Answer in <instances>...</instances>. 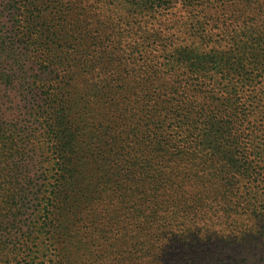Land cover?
Returning <instances> with one entry per match:
<instances>
[{"label":"trees","instance_id":"trees-1","mask_svg":"<svg viewBox=\"0 0 264 264\" xmlns=\"http://www.w3.org/2000/svg\"><path fill=\"white\" fill-rule=\"evenodd\" d=\"M176 1L0 0V264H177L255 212L264 38L238 26L221 54L141 21ZM29 196L33 250L6 235Z\"/></svg>","mask_w":264,"mask_h":264},{"label":"rangeland","instance_id":"rangeland-1","mask_svg":"<svg viewBox=\"0 0 264 264\" xmlns=\"http://www.w3.org/2000/svg\"><path fill=\"white\" fill-rule=\"evenodd\" d=\"M205 1H176L161 8H146L141 13V21L145 25L172 27L168 32L174 35V38L183 42H185L183 37L187 36L186 32L193 34L192 29H199L198 34H193L195 39L186 42L187 45L193 44L198 38H206L210 40L208 49H217L218 53L221 54L227 51V44L231 39V35H233L232 30H235L238 26H248L250 31L255 30L253 32L255 35L258 34V36L264 38V10L260 13L254 12L253 15H247V23L249 24L242 25L241 21L236 20L235 12L227 11L213 0H207V3ZM115 7L116 4L112 5L110 9H115ZM232 8L230 7L231 10ZM213 27H217V29H213ZM253 186L255 187V185ZM37 199H32L29 196L25 203L31 202L33 204H27L26 206L16 203L11 205L12 207L14 205L20 207L18 210L17 208L11 210L16 212V217H21L20 230L17 235L13 231L10 235L5 233L8 237L12 236L10 240L17 239L15 243L18 246H26L27 244L31 250L34 248L32 244L27 242L28 236L36 238V235H31L27 228L32 220L30 213L32 207L36 205ZM245 202L255 206V212L245 213L240 211L238 216L232 218L230 226L224 224L221 226L223 229L221 232L216 229H209L205 233L194 237L196 241L199 239V241L208 243L205 250L197 245L190 254L183 253V261H177V264H264V197L254 201L251 200L250 196ZM11 203L10 201L9 205ZM33 215L35 216V213ZM101 234L100 232L98 236ZM204 234L207 236L202 240ZM98 236L90 244L98 246ZM27 252L26 249L24 255ZM180 253L181 251L178 252V255ZM180 259L178 258V260Z\"/></svg>","mask_w":264,"mask_h":264}]
</instances>
